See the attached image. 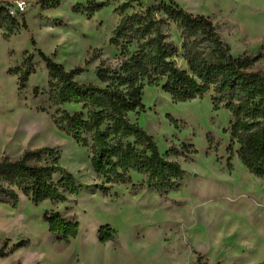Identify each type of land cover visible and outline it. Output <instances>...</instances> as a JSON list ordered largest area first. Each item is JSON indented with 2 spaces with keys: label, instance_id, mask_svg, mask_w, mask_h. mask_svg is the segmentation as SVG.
Returning a JSON list of instances; mask_svg holds the SVG:
<instances>
[{
  "label": "rangeland",
  "instance_id": "rangeland-1",
  "mask_svg": "<svg viewBox=\"0 0 264 264\" xmlns=\"http://www.w3.org/2000/svg\"><path fill=\"white\" fill-rule=\"evenodd\" d=\"M89 1L66 0L51 9L37 0H0L13 8L25 2L21 12L27 24L11 37L0 30V158L59 149L61 166L82 187L64 203L35 206L23 195L16 208L0 203V264H195L199 256L210 264H264V183L239 160L240 145L232 143L225 131L230 112L213 109L211 92L202 99L173 103L162 83L148 86L143 95L146 111L130 116L154 137L163 156L178 161L186 171L182 189L167 197L124 185H107L109 193L104 195L90 152L55 126L58 109L72 112L77 106H56L50 100L48 72L37 50L66 70L84 68L77 81L100 85L96 75L100 64L118 63L120 51L109 40L120 20L168 2L139 0L125 13L115 11L113 4L90 19L71 11L72 5ZM174 2L190 13L211 17L236 57L264 44V0ZM168 26L171 40L180 48L175 23ZM26 52L35 54L39 66L20 90L14 71ZM175 61L187 67L181 58ZM254 70L264 71V60ZM35 88L43 93L36 95ZM169 116L178 121L177 127ZM189 144L194 149L182 153ZM143 178L134 174L133 182ZM47 212L76 220L77 237L64 242L50 232L43 220ZM102 226L115 231L116 242L100 243Z\"/></svg>",
  "mask_w": 264,
  "mask_h": 264
},
{
  "label": "trees",
  "instance_id": "trees-1",
  "mask_svg": "<svg viewBox=\"0 0 264 264\" xmlns=\"http://www.w3.org/2000/svg\"><path fill=\"white\" fill-rule=\"evenodd\" d=\"M65 1L37 0V4L58 9ZM167 1L120 20L109 40L120 51L118 63L115 67L100 64L96 73L100 85L77 81L84 68L66 70L52 56L37 50L48 72L50 100L56 106H77L72 112L58 109L53 116L55 126L90 152L104 195L109 193L107 185H124L167 197L182 189L186 171L178 161L163 156L154 137L130 116L146 111L143 95L148 86L162 83V91L173 103L202 99L211 92L213 109L222 107L230 112L225 131L232 143L240 145L239 160L264 183V71L254 70L264 60V44L255 52L236 57L211 17L190 13L174 0ZM134 3L139 0H90L72 5L71 11L90 19L113 4H117L115 11L125 13ZM9 6L0 2V30L5 31V37L27 29L24 12L11 15ZM170 23L179 31L180 48L171 40ZM177 58L187 67H179ZM38 66L35 54L26 52L14 71L20 90L26 88ZM34 93L43 91L35 88ZM168 119L178 126L172 116ZM188 149L194 145H184L182 153ZM60 153L59 149L41 148L27 150L18 159L0 158V203L16 208L23 195L38 206L45 201L64 203L69 196L79 195L82 187L61 166ZM134 174L144 178L135 184ZM43 220L64 242L78 235L79 223L58 212H47ZM98 236L102 244L117 241L110 226H102ZM201 259L199 256L195 264H210Z\"/></svg>",
  "mask_w": 264,
  "mask_h": 264
},
{
  "label": "built area",
  "instance_id": "built-area-1",
  "mask_svg": "<svg viewBox=\"0 0 264 264\" xmlns=\"http://www.w3.org/2000/svg\"><path fill=\"white\" fill-rule=\"evenodd\" d=\"M25 5H26L25 2H19L16 4V7H14V8L9 6L8 11L11 15H16L18 11L24 10Z\"/></svg>",
  "mask_w": 264,
  "mask_h": 264
}]
</instances>
